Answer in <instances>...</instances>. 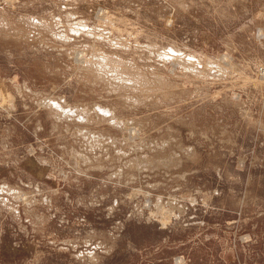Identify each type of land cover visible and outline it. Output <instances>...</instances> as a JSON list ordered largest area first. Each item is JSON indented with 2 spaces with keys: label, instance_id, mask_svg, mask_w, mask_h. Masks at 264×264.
Masks as SVG:
<instances>
[{
  "label": "rangeland",
  "instance_id": "obj_1",
  "mask_svg": "<svg viewBox=\"0 0 264 264\" xmlns=\"http://www.w3.org/2000/svg\"><path fill=\"white\" fill-rule=\"evenodd\" d=\"M0 264H264V0H0Z\"/></svg>",
  "mask_w": 264,
  "mask_h": 264
},
{
  "label": "bare ground",
  "instance_id": "obj_2",
  "mask_svg": "<svg viewBox=\"0 0 264 264\" xmlns=\"http://www.w3.org/2000/svg\"><path fill=\"white\" fill-rule=\"evenodd\" d=\"M103 70V69H102Z\"/></svg>",
  "mask_w": 264,
  "mask_h": 264
}]
</instances>
